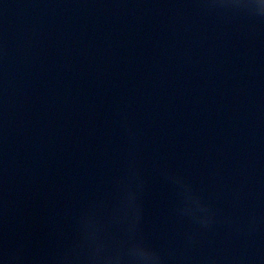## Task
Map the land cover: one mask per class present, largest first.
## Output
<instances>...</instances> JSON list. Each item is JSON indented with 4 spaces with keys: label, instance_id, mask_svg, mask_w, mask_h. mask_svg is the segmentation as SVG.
<instances>
[{
    "label": "water",
    "instance_id": "95a60500",
    "mask_svg": "<svg viewBox=\"0 0 264 264\" xmlns=\"http://www.w3.org/2000/svg\"><path fill=\"white\" fill-rule=\"evenodd\" d=\"M133 164L165 264H264V0H0V264L113 254Z\"/></svg>",
    "mask_w": 264,
    "mask_h": 264
},
{
    "label": "clouds",
    "instance_id": "9594fccd",
    "mask_svg": "<svg viewBox=\"0 0 264 264\" xmlns=\"http://www.w3.org/2000/svg\"><path fill=\"white\" fill-rule=\"evenodd\" d=\"M163 174L174 184L181 186L184 197V206L178 209L182 215H193L201 224L210 223V210L202 202L201 198L195 196L201 206L203 215L193 213L190 209L191 198L194 195L189 184L185 183L182 177L164 170ZM144 181L140 179L139 173L134 164L129 169L128 176L121 182L125 192L124 203L118 212L113 213L114 220L127 223V239L120 242L119 247L113 254H100V247L92 237H84L78 245L79 251L73 255H66L63 260L70 264H165L164 256L153 249L145 240L141 231L143 210L139 201V191L144 187ZM103 250L106 245L103 243Z\"/></svg>",
    "mask_w": 264,
    "mask_h": 264
}]
</instances>
